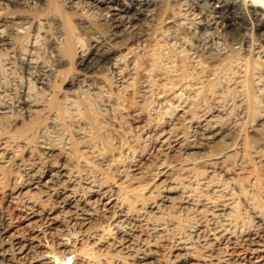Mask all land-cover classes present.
<instances>
[{
	"label": "bare ground",
	"instance_id": "6f19581e",
	"mask_svg": "<svg viewBox=\"0 0 264 264\" xmlns=\"http://www.w3.org/2000/svg\"><path fill=\"white\" fill-rule=\"evenodd\" d=\"M83 1L61 0L70 11L80 10ZM109 1L122 8L109 16H100L99 21L109 24V34L95 35L86 48L82 36L71 30L72 13L66 11L61 15V6L57 4L58 11L53 10V0H0L3 11L0 12V49L8 51L7 64L13 67L14 62L19 63L28 77V86L20 87L21 99L14 102L9 98V85L4 84L5 73L2 75L0 70V133L5 134L6 127L21 122L19 117L10 122L1 120L14 111L20 110L30 120L17 128L15 134L11 135L10 131L8 137L5 135L0 164L4 168L14 147L23 146L30 154L23 165L30 181L23 183L19 177L22 183L15 188V194L23 197L36 189L47 198H55L57 203L45 208L41 199L30 194L21 206L24 209L20 222L3 215L0 238L5 236L9 242H0V264H155L154 261H161L157 258L158 248L165 246L166 239L160 244L150 236L162 235L167 230L168 220L162 223L167 217L161 218L164 209L185 210L197 216L198 222L192 225L193 229L190 227V235L202 237L207 245L227 242L231 246L221 253L207 247L199 258H194L189 234L177 232L170 252L179 262L264 264L260 236L243 233L238 237L233 228V221L240 220L237 204L242 200L264 234V179L250 166L251 155L264 151V83L256 76L259 73L256 67L239 56L244 39L232 49L233 54H223L210 45L209 39L200 38L205 27L218 25L215 16L193 27L176 14L166 17L167 29L160 27V34L154 37L151 34L150 38L144 28L136 25L137 18L127 14V9H145L155 0ZM201 1L195 0V5L200 6ZM244 1L264 6V0ZM30 7L42 8V12L23 10ZM8 8L12 11L4 12ZM90 8L99 7L89 4ZM151 16L155 19L154 14ZM225 17L224 27H232V19ZM259 22L264 26V15ZM29 31V47L25 49L20 39L27 37ZM230 35L236 39V34ZM190 38L197 43L190 44ZM44 45L51 50L52 62L41 58ZM74 61L76 72H70L72 76L64 81L61 79L64 89L56 92L51 84L55 80L49 79L58 77L62 66L71 68ZM108 74L116 79L112 78L115 84ZM183 81L187 83L186 91L181 89ZM165 95L175 112L171 119L163 114ZM151 96L158 100V107L146 111L140 103ZM206 106L212 107L205 110ZM232 108L254 118L251 134L243 133L237 124L226 119ZM127 117L132 118L135 133L123 132ZM124 136L123 145L111 141L114 137L121 142ZM147 138L152 140L153 151L144 150ZM260 138L262 146L257 142ZM36 147L40 153L37 149L35 152ZM129 157H132L130 161ZM151 184H156L157 200L142 195ZM104 201L116 210L115 226L120 227L116 230L118 236L110 239V234L104 231H88L99 218V210L93 204ZM167 214L175 218L172 213ZM61 221L80 232L70 240L68 233L58 230L57 246L70 252L69 263L56 262L48 256L51 247L44 242L39 229L42 225L58 226ZM25 226L29 228L27 235L21 232ZM88 247L97 254L110 249L115 254L101 257L89 251L81 257Z\"/></svg>",
	"mask_w": 264,
	"mask_h": 264
},
{
	"label": "rangeland",
	"instance_id": "374dc122",
	"mask_svg": "<svg viewBox=\"0 0 264 264\" xmlns=\"http://www.w3.org/2000/svg\"><path fill=\"white\" fill-rule=\"evenodd\" d=\"M53 1H54L53 2L54 4H52L51 7L54 8L53 10L58 11V9H55L56 4L61 6L59 9V11L61 12V15L70 11V9L66 5H64L63 2H61V0H53ZM83 2L84 3L81 4L82 6H80V10L78 8V9H74L75 11L74 10L70 11L72 13V16H73V17H71V20H72L71 22L73 24L71 30L77 31V33H79L82 36V39L84 40L83 42L85 44L84 46L86 48H88L90 43L94 39V37H96V36L106 37V36H108L107 34H109V30H110L109 24L106 22L99 21L100 16H102V15L109 16L111 12L117 13L119 11V9L122 8V6L119 4H114L109 0H104V1H102V0H98V1L97 0H84ZM89 4L98 5L99 8L98 9H96V8H93V9L90 8L89 9ZM199 5L200 6L195 5V0H155V1L150 2V4L147 7H145V9L142 8L140 10H136L132 7H129L127 9V11H128L127 14L129 16H135L137 18L136 19V25L144 28V30L148 33V35H150V38L152 36L151 34H153L152 37L158 36V34H160V31L167 29V27H165V26H167L166 25L167 24L166 19L168 18V16L170 18L171 16H175V14H176L177 17L180 16L181 19H184L185 21L187 20V23H189V25H191L193 27L198 26L199 23H201V22H203V23L208 22V20H210L212 16H215V19L219 22L218 25L205 27L203 30H201V32H200L201 40H204L205 38L207 40L209 39L208 41H209L210 45H212V47H214L217 51H219L223 54L231 55L234 53V52H232V49L240 46L241 43L239 41H240V39L243 38L244 40L242 41V49L239 50V52H240L239 56L247 59L249 64L252 67L253 66L256 67L257 71L259 72V73H256V76L261 78L262 83H264V26H261L260 22H259L260 19L262 18V16L264 15L263 4L262 5L261 4H252L249 1L247 3H245L244 0H216L213 3L207 2V0H202L199 3ZM82 7H83V9H82ZM30 8H25L23 10H27L29 12H34V13L42 12V11H40V10H42V8L41 9L40 8H33V7H30ZM34 9H36V10H34ZM4 10H6L4 12H7V13L12 11L10 8L4 9ZM1 11L2 10H0V12ZM151 14L155 15L156 20L151 19V18H153V16H151ZM227 15L232 19L234 25L232 27L225 28L224 27V25L226 24V17L225 16H227ZM208 16H210V17L208 18ZM161 24H163V25H161ZM160 27L162 28V30L160 29ZM238 27H241V28L238 29ZM157 29L159 30V32ZM231 33L236 34V39H234L230 35ZM26 35H27V37L22 36L20 39L22 41V44L25 43V46H24L25 49H27V47H29L28 44H29V40H30L29 39L30 31L27 32ZM25 39H27L28 41ZM189 42H190V44H194V43L196 44L197 43V42H195V40L193 38H190ZM201 43L202 42H200L199 44L201 45ZM44 46L45 47L42 48V51H44V52L41 51V53L43 55L40 54L42 56L41 58H43V60H45V61L49 60V62H52L53 58H52L51 50L46 45H44ZM0 55L2 56V60H1V56H0V65L3 64V65H1L3 67V69L0 66V70H1L2 75L5 73L3 75L5 78L4 84L7 86L9 85V89H10L9 98L12 99L11 101L17 102L16 100L21 99V93H22L23 86H26V87L28 86V80H27L28 77L25 76L26 74L24 75V73L22 72V68L19 65V63L16 64L14 62L15 65L13 64L14 65L13 67H11L7 64V61H8L7 58L9 57L7 50H4V49L1 50L0 49ZM4 63H6V64H4ZM16 66L18 69L20 68L21 71L18 70L17 68L15 69ZM18 66H20V67H18ZM10 67L13 69V71ZM68 67L69 66H66V67L62 66L61 67V73L59 74V76L58 77H52L49 79L50 82H53V79L55 80L54 85H53V83H51V84H52V87L54 88V90H56V92H58L59 90H62V88L64 89L63 86H65V85L62 82V80L64 81L65 79L70 78L72 76V74L75 73L77 70V67L75 65V61L73 62V65L71 66V68H68ZM15 70L17 71V73ZM19 71L22 72V74H20ZM10 75H12L11 78H10ZM107 76L110 77V79H111L110 81L113 84L116 83V81H114V80H116L114 77H112L109 74ZM48 78H49V76L47 77V79ZM112 78H114V80H112ZM21 80H24V83H22ZM15 82H19L20 84L22 83L23 85L22 84L17 85L18 83L12 84ZM31 82H32V86L36 87L37 84L34 82V80H31ZM181 85H182L181 89L183 88L184 91H186V87H187L186 81H183L181 83ZM54 86H56V87H54ZM58 87H59V89H57ZM13 98H14V100H13ZM251 98H255V96H253ZM258 98L261 99L260 97H258ZM166 100H167V95H165V98L163 96V100H162V102H164V106H165V107L163 106V108H162V109H164L163 114L165 115L166 119L174 118L175 117L174 109ZM127 103H130V102L127 101ZM132 103H134V102H132ZM135 104H137V102ZM140 105L143 106L144 110L151 111V110L155 109L156 106L158 107V100L155 97L153 98L151 96L150 99L148 98L146 100H143V102H141ZM153 106H154V108H153ZM169 106H171V107H169ZM209 107L210 106H208V107L206 106V108L205 107L204 108H205V110L206 109L209 110V109H211L212 106L210 108ZM234 108H232V110H229L232 112H230V114H228L226 116V119L227 120L230 119L229 121L233 122V124L234 123L237 124V126L242 129L243 133L245 132L248 135L251 134V128H252V123H253L254 118H252V117L247 118L243 113H241L239 110H237V108H236V110ZM262 109H264V108H262ZM235 113H236V116H235ZM9 115H10V117H6V118L4 117L1 120H3V121L9 120V122H10V120L12 118L19 117L21 120V122H20L21 124L18 123L16 125L17 127L14 125H12V127H11L9 125L8 127L5 128L6 131L4 130L5 134L0 133V148L2 147L1 146L2 143L5 140H7L5 135H7V137H8V135H10V134L11 135L15 134L16 131H18V129L21 128V126L23 127L24 123H28L30 121L29 117H27L25 114H22V112L20 110L14 111V112H12V114H9ZM229 115H231V116H229ZM234 116L236 118H233ZM231 117L233 118L234 121L232 120ZM237 117H239V118L237 119ZM236 122H238V123H236ZM125 124L126 125L124 126V128L121 127V129L122 128L124 129V131L122 129L123 132L128 133L132 130L130 133H135L136 127H135V124L132 121L131 117L126 118ZM239 124H240V126H239ZM189 130H191V129H189ZM10 131H11V133H10ZM258 133L259 132H257V134H256L257 138L259 137ZM263 137H264V133H263ZM124 138H125V136L120 139V141L123 143L119 142L118 141L119 139L118 138L115 139L114 137L111 141H112V143L114 142L115 144L117 141L116 145L119 146L120 144L123 145L126 143V141H125L126 139H124ZM122 139H123V141H122ZM258 140H257V142H260V144L262 146L263 141L261 140V138ZM151 141H152L151 139L147 138V140L145 141V142H147V144L145 142H144L145 144L143 143L144 145H146V146L143 145V147L146 148V149L144 148L145 151H148V149L153 151V148H151L152 147ZM115 144H113V145H115ZM148 145L150 146V148L148 147ZM23 148H24L23 146L22 147L15 146L14 151L11 154L12 157L9 160L10 163L9 162L6 163L7 165L5 164L4 168L0 164V168H1L0 169V219L3 218V215L4 216L9 215L11 217L12 221L17 222V223L21 221L20 216L22 215V210L24 209V208L21 209L22 208L21 206L26 204L25 200H27V197L28 198L30 197V194H34L33 198L41 199L43 201V205L45 206V208L46 207L50 208L54 205H57L55 198H53V197L47 198L43 195V193L41 194V192L36 190V189H33L31 191L32 193L30 192L29 195H27V193L23 194V197H22V194L18 195V196H17V194H15V191H16L15 188H17L18 184H20L22 182L27 184L30 181L29 175H26L24 173V168H23V165L28 162V160L30 158V154H29V151H27L25 148L24 149ZM36 149H37V147L35 148V152H37V150L39 151V149H37V150ZM40 152L41 151H39V153ZM262 152L258 153V155H260L261 157L258 155H254V154L251 155L250 166L255 170V174L258 175L260 177V179L263 181V179H264V151H262ZM0 154H1V152H0ZM131 158L129 157V161ZM22 162H23V164H22ZM5 172H7L8 174ZM19 177L21 178L22 182H20L21 180L18 181V179H20ZM111 180H113V179L111 178ZM111 180H110V183L113 182ZM155 186H156V184L155 185L151 184L149 187H147L143 191L142 195L144 197L150 198V200L156 199V198H154V189L156 188ZM150 194L153 197H151ZM16 196H17V198H16ZM25 196H27V197H25ZM14 199H15V201H14ZM240 202H242V203H240ZM21 203H23V204H21ZM102 203H104V204H102ZM102 203L99 205H98V203L93 204V207L97 211L99 210L98 211L99 218L93 221L91 226H89L88 231L91 233L94 231H95V233H102V231H104V233L106 232L107 234L108 233L110 234V235L108 234L109 239H110L112 237L118 236V231H116V230L120 229V227L115 226V221L117 219V217H116L117 212L112 207V205L107 203V201L106 202L104 201ZM239 203L237 204V206H238V213L240 216V220L233 221V223H234L233 228L235 227L234 229H235L236 236L238 235V237H239L243 233H250V234H256L257 233L256 235L260 236L261 241L264 244V240H263L264 234L262 232L260 223L257 222V219L254 218L253 213L251 212L250 208L247 205H245L242 200H240ZM136 205L137 206H134L135 208L138 207V204H136ZM164 210H163L164 213L162 212V214H161L163 217H161V218H164V217H167V218H164L163 219L164 221L161 218H160L161 220L160 219L159 220H160V222L163 221L162 223H164L166 220L169 221V222L166 221L167 224L165 223L167 230H165V232H163L162 235L161 234L157 235L158 237L156 235H153V234H151V236H150V239L153 238L154 240H157L160 244L163 243L162 240L166 239L165 246L161 245V247L158 248L159 251H158L157 258L160 259L161 261H154L155 264H159L158 262H161V264H185L183 262H179L177 260V258H175V254H173V252H170L171 244L173 243V239H175V237L179 233L189 234L187 237H189L190 240L193 241V245H194L193 246L194 247L193 248L194 249L193 250L194 258H199L198 256H201L206 251L207 247H209L210 249L212 248V250L216 249L215 250L216 253H221V252H223L229 248L231 249V246L227 242L226 243L225 242H211V243H209V245H207L202 240V237H199L200 239L199 238L197 239V237L191 236L190 230L193 229L192 225L194 226L195 223L197 224V222H198V219H196L197 216L192 215L190 213H187L185 210L181 211V212H180V210L178 212L177 211L172 212V210L170 211L168 209H164ZM167 212L172 213V215H175V218H174V216H171V214H167ZM163 214L164 215L166 214L169 216H166V215L164 216ZM176 214H177V216H176ZM169 217H170L171 221H170ZM181 217H183V218H181ZM59 218H62V217H59ZM177 219H178V221L180 219L179 222H181V223H177ZM241 219H243V221H241ZM15 220H17V221H15ZM196 220H197V222H196ZM111 224H112V227H111ZM179 224L180 225L182 224L181 227H178V226H180ZM120 225L125 226L126 224H120ZM54 227H57V230H55ZM177 227H178V230H180L181 232L177 230ZM180 228H182V229H180ZM39 229H40V232H42L41 234H42L44 242L45 243L48 242L47 244H49V246L51 247L49 252L53 251L52 253L51 252L48 253V256L53 261L57 260V261H62V262L65 261L66 263H69L68 261H70V258H71L70 252L66 248L57 246L58 230H60V231L62 230L61 232L66 233V234L68 233L67 235L69 236L70 240L74 239L77 235L80 234L79 230L74 229V227L71 224L66 223V222L64 223V221H61V223L58 224V226H53L52 228L47 226V225H42L41 227H39ZM112 229H114V230H112ZM184 229L186 230V232L184 231ZM21 230H22L21 232L23 234H25V232H26L25 235H27L29 233V228L26 226ZM73 230H74V232H73ZM182 231H184V232H182ZM177 232H179V233L176 235ZM164 234L166 237L164 236ZM153 239H152V241H154ZM4 241L9 242L7 237L2 236L0 238V242H4ZM157 241H155L156 244L158 243ZM155 242H153V243H155ZM89 249L86 251L87 253H85V254L81 253L83 255L81 257H85V255H88L89 251H90V253L93 252V253H95L94 255H97V256L99 255L101 257H104L105 255L106 256H112L113 254H115V252L112 251L111 249L108 251L107 250L106 251H98V254L96 251L94 252V249H92V247H90ZM69 256H70V258L68 259ZM56 257H59V258L56 259ZM58 259H60V260H58ZM197 264H209V263H207V261H206V262H200Z\"/></svg>",
	"mask_w": 264,
	"mask_h": 264
}]
</instances>
